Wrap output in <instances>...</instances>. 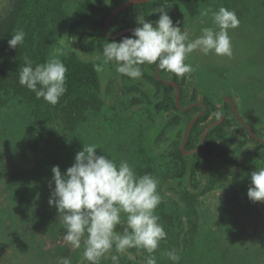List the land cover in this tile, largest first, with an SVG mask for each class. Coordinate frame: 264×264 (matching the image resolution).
Segmentation results:
<instances>
[{
    "label": "trees",
    "instance_id": "1",
    "mask_svg": "<svg viewBox=\"0 0 264 264\" xmlns=\"http://www.w3.org/2000/svg\"><path fill=\"white\" fill-rule=\"evenodd\" d=\"M67 0H13L10 10L0 19V105H4V99L12 98L17 100L25 108L27 122H24L31 137L24 143L7 148L0 152V159L8 158L15 160L19 156H25L34 152L41 145H45L53 138L69 140L78 129V126L85 121L90 114L97 113L102 105L101 82L97 65L82 58L77 52L72 51L62 58L68 71L66 73L67 91L60 98L55 106L46 103L42 98L37 99L35 93L30 91L18 82V69L24 66L25 58L33 62V66L45 63L47 54L60 35L62 30L73 31L80 36L86 34L79 31L85 24L99 27L92 39L97 53L102 56L103 45L109 41H119L122 37L130 36L131 31L124 33L115 39L109 38L103 31L106 17L120 4L127 0H82L72 12H67L64 5ZM183 6L194 9L195 0H176ZM169 0H150L132 4L119 13L109 22L108 31L119 30L124 27H132V18L139 13L150 19L159 6H164ZM18 28L25 31L24 43L16 49L8 47L7 40ZM114 64V63H112ZM145 99V107L150 110L161 112L165 104L175 106V98L165 100L160 95L154 100L149 95H141ZM135 103V101L133 102ZM207 112L198 116L189 128V132L183 140L187 122L181 126L176 138L165 143L160 151L156 146L160 143L159 138L167 125L173 130L176 125L173 122L161 127V131L155 139L145 141L138 139L134 148L136 157L135 170L138 175L149 173L156 177L158 167L164 166L166 171L163 174L164 180H172L175 185H169L167 190L171 195L161 198L160 205L156 208L155 214L159 216V223L167 233L166 239L160 242L159 247L152 254L158 258L161 250L164 254L175 250L180 255L187 251L194 244L199 231L197 204L207 194L226 188L231 177L238 174L239 170L245 167L242 157L244 142L231 141L228 134V126L216 124L206 133L202 146L194 152L191 148H197L200 140H194L195 131L201 132L203 127L199 126L200 121ZM190 115L187 117L189 120ZM164 143V142H163ZM159 152V153H158ZM263 163V161H262ZM2 175V174H1ZM2 177H5L2 175ZM12 178L7 185L8 191L16 196L14 206L5 210L0 206V217L8 221L14 220L11 215L21 214L32 216L38 224L44 225L38 217L46 216L40 214L37 209L45 201L40 203L37 199V191L31 183L30 177H23L19 188ZM31 183V184H29ZM227 183V184H226ZM47 189H43L46 193ZM17 208L19 213H13ZM23 211V212H21ZM10 213L11 215H8ZM21 217L16 216L17 220ZM120 231V226L117 227ZM62 234L55 233L54 240H59ZM81 250L80 256H82ZM128 253L134 259H128ZM128 253L119 254V264H145L148 253L143 249L132 248ZM110 255H118L115 249L106 253L99 261V264H112ZM167 257V256H166ZM168 259V257H167ZM173 264L168 259V263ZM179 264V263H178Z\"/></svg>",
    "mask_w": 264,
    "mask_h": 264
},
{
    "label": "rangeland",
    "instance_id": "2",
    "mask_svg": "<svg viewBox=\"0 0 264 264\" xmlns=\"http://www.w3.org/2000/svg\"><path fill=\"white\" fill-rule=\"evenodd\" d=\"M80 1L82 0H67L64 5L66 11L72 12ZM12 3L13 0H7V3L0 7V19L10 10ZM211 6L212 0H206L197 17L173 22H179V26L190 22L185 31L189 33L190 39H194L201 34L203 27H214L211 15L201 16L205 9L216 10L220 7ZM81 30L86 34L80 36L78 31L75 34L73 31L62 30L52 44L45 63L51 60L62 61L64 56L75 51L82 58L101 66L103 70L98 72L103 105L97 113L88 115L69 140L53 138L34 152L21 155L15 160L0 159L2 208L9 210L16 202V196L8 191L7 185L15 187L9 182L17 177L14 182L18 188L23 185V177H30L37 191L38 201L46 203L37 209L40 214L46 213V216L34 215L37 220L45 221L44 225L38 224V221L33 220L32 216H27V213L24 216L16 215L22 216L20 221L10 213L7 214L13 216L14 220L8 221L0 217V264H60L62 258H68L71 264H88L83 256H80L83 244L80 249H73L63 241V229L57 219L58 213L55 207L48 204L52 166L58 165L62 172L65 171L72 165L76 152L80 151L83 145L95 144L98 146L97 154L107 155L117 164L126 160L135 169L134 148L138 139L144 138L149 142L155 133L150 124V113L143 103L138 111L129 110L133 98L130 95H120V74L115 71V64L104 65L102 56L92 44L93 36L101 29L87 23L79 31ZM200 54L201 52L196 50L187 56L186 61L192 66V73H195L202 90L217 101L219 97L225 96L224 92H229V88L235 86V82L220 81V77L212 78L208 69L213 65L212 61L216 64H228L231 59L215 54L211 55L213 58L207 54L199 59ZM97 56L101 59H97ZM211 78L213 80L210 83L206 82ZM24 122H27V116L23 105L12 98L4 99V105H0V152L24 143L31 137ZM157 147V151H160L161 147ZM166 168L158 167L155 178L159 182V195L168 199L171 193L167 187L175 185L176 182L163 179ZM240 171L238 177H231L228 184L226 183L228 187L200 199L197 204L199 231L192 247L181 255V264H264V203L248 199L250 175ZM51 187H54V183ZM44 188L47 189L46 193H43ZM18 211L15 208L13 213ZM55 233L62 234V237L54 240ZM166 263L168 259L164 250H161L157 264Z\"/></svg>",
    "mask_w": 264,
    "mask_h": 264
},
{
    "label": "clouds",
    "instance_id": "3",
    "mask_svg": "<svg viewBox=\"0 0 264 264\" xmlns=\"http://www.w3.org/2000/svg\"><path fill=\"white\" fill-rule=\"evenodd\" d=\"M104 2L107 4L110 0ZM5 3L7 0H0V7ZM154 13H159L155 21L137 15V26L130 36L103 45L104 65L114 63L117 73L131 79L143 76V65H156L158 69L183 77L193 71L185 60L196 50L204 55L212 52L231 56L228 30L239 27L240 23L234 11L223 6L203 10L201 16L211 15L214 27H203L194 39L181 29L179 22H173L165 6L157 7ZM24 38L25 31L16 29L7 40L8 47L16 49L24 43ZM96 70L103 68L97 65ZM67 71L62 61L51 60L33 66L26 57L24 66L18 69V82L34 92L37 99L42 98L55 106L67 91ZM96 149L95 144L83 145L65 171L62 172L58 165L51 168L48 204L58 213L63 241L73 249H80L83 244L82 256L88 264H99L112 249L118 254L110 255L112 264H119V254L128 253L132 248L148 253L145 264H157L152 254L167 236L155 214L161 203L157 178L149 173L138 175L126 160L117 164L107 155L97 154ZM249 180L248 199L264 202V166L252 171ZM118 226L120 231H117ZM165 255L173 264L180 261L175 250ZM128 259H134L131 253ZM60 264H71V261L62 258Z\"/></svg>",
    "mask_w": 264,
    "mask_h": 264
},
{
    "label": "flooded vegetation",
    "instance_id": "4",
    "mask_svg": "<svg viewBox=\"0 0 264 264\" xmlns=\"http://www.w3.org/2000/svg\"><path fill=\"white\" fill-rule=\"evenodd\" d=\"M205 1L195 0L193 10L192 7L183 6L176 0H169L164 6L168 14L173 15V17L170 15L173 21L183 18L187 21L197 17ZM216 5L234 11L240 21L239 27L228 30L232 47V54L228 57L231 62L216 64L212 61L213 65H210L208 69L212 78L220 77L222 79L217 78L220 81L235 82V86L229 88V92H224L225 96L214 101L202 90V85L195 77V73L191 72L183 77H177L173 73L158 69L156 65H143V76L140 79H131L120 74L122 89L120 95H130L133 98L130 102L131 108L129 107V110L133 112L139 110L141 103H145V99H142L141 95H149L153 100L160 95H163L168 101L171 100V97L175 98V106L165 104L161 112L147 109L150 113V124L155 130L153 140L161 131V127L167 125L168 121L175 125L178 123L173 130L170 125H167L163 130L162 136L159 138L160 143L157 145L161 148L173 137L176 138L181 126L187 122L184 140L190 121H194L203 112H207L199 123L203 129L200 133L195 131L194 140H200L201 143L197 148H191L188 151L194 152L202 146L204 137L212 126L216 124L228 126L231 141L244 142L242 157L245 167L240 170L250 175L257 167L264 166V0H212L211 7ZM137 15L140 14L136 12L132 18V27H124L119 30L136 27ZM157 16L159 13H154L153 17L145 19L154 21ZM189 23L180 26L181 29L187 30ZM119 30L108 32L112 35ZM208 55L213 58L211 55L214 53L210 52ZM202 56L204 54L201 53L199 59ZM185 63H187L186 60ZM212 78L206 82L210 83ZM134 101L135 103H133ZM153 146L157 147L155 144ZM235 177H238V174L232 178Z\"/></svg>",
    "mask_w": 264,
    "mask_h": 264
},
{
    "label": "water",
    "instance_id": "5",
    "mask_svg": "<svg viewBox=\"0 0 264 264\" xmlns=\"http://www.w3.org/2000/svg\"><path fill=\"white\" fill-rule=\"evenodd\" d=\"M145 1H150V0H127L125 1L124 3L118 5L107 17H106V20H105V23H104V28H103V31L106 35L112 37V38H115L119 35H122L124 33H127V32H130L132 31L131 28H125V29H121L119 31H116L114 34H109L108 32V27H109V22L113 19V17L119 13L120 11H122L123 9H125L126 7L132 5V4H137V3H140V2H145ZM193 120L190 121L187 129H186V134L188 133V130H189V126L190 124L192 123ZM205 133V132H204Z\"/></svg>",
    "mask_w": 264,
    "mask_h": 264
}]
</instances>
